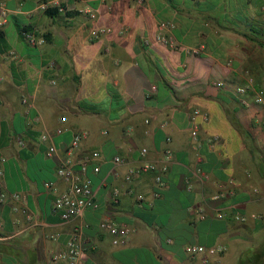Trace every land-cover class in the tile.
I'll return each mask as SVG.
<instances>
[{
  "label": "crops",
  "instance_id": "obj_1",
  "mask_svg": "<svg viewBox=\"0 0 264 264\" xmlns=\"http://www.w3.org/2000/svg\"><path fill=\"white\" fill-rule=\"evenodd\" d=\"M45 1L0 0V185L24 198L0 206V264H68L56 256L75 235L84 264H264V103H253L264 100V0H77L55 16ZM95 27L112 33L95 40ZM249 71L260 88L244 107L236 89ZM81 132L75 158L101 155L86 169L98 206L64 221L45 185L68 190L58 161ZM145 164L167 167L164 188L153 173L126 180ZM110 220L129 230L126 246L100 229Z\"/></svg>",
  "mask_w": 264,
  "mask_h": 264
},
{
  "label": "built area",
  "instance_id": "obj_2",
  "mask_svg": "<svg viewBox=\"0 0 264 264\" xmlns=\"http://www.w3.org/2000/svg\"><path fill=\"white\" fill-rule=\"evenodd\" d=\"M77 0H46L39 6V9L43 11H48L50 9H56L58 12H66L68 6L71 2ZM142 2L143 0H137ZM9 10L7 7L0 2V30H2L9 20ZM89 18L93 21L97 19V14L95 12H87ZM166 28L168 26H162ZM112 33L110 28L95 27L92 32V37L95 40L102 38L105 35ZM26 38L29 43L33 46L42 45L45 43L44 39H37L36 36L31 33H26ZM160 39L164 42L170 43L169 38L166 36H160ZM264 43V39H263ZM202 48L194 49L192 52L195 55H198L202 52ZM225 84L223 82L218 83V87H223ZM256 84L252 77L246 78V82L243 85H240L236 89V94L239 98L241 105L244 107H250L252 105V99L250 98L251 94L256 93ZM253 103L261 105L264 103L263 96L260 93L255 94L253 98ZM200 112L196 111L195 115H199ZM61 121H65L62 119ZM260 124L264 127V119L261 120ZM63 132L62 128L56 130V134H61ZM88 136L87 132H81L75 135L72 146L67 153L66 157H59L57 176L68 183V190L65 192H60L58 188L54 186L53 183H47L45 186L47 190H51L55 193V209L58 211L64 221L73 220L82 215V213L87 209H95L98 206L96 195L92 190L91 181L86 178V169L90 162L98 161L101 157L99 152H91L85 154L83 158L76 159V153L80 148L82 141ZM49 136L44 135L42 137L43 141H48ZM192 139L194 144L198 147L201 146L202 141L200 133L197 127L192 132ZM218 137H212L208 140L209 146L214 148L218 143ZM48 156L57 155V149L54 145L50 146L48 149ZM148 153L147 149H142L141 154L144 156ZM170 156V155H169ZM115 164H121L123 160L120 157H116L114 160ZM94 171L96 173L100 172V166H96ZM167 171V167L159 168L156 164H145L140 167L134 168L128 172L126 175V180L132 182L135 178L148 173H153L156 186L158 188H164L166 183L164 181V174ZM4 171L0 168V179L3 177ZM189 183V182H188ZM120 191L114 190V201L118 202ZM226 194H219L214 197V200H220L224 198ZM160 197V192H154V195L151 200L148 201L149 204H152ZM9 200L12 201H23L24 198L20 194H10L8 193L3 186L0 185V206L7 203ZM145 200L143 196L138 197V201L142 202ZM204 216V215H203ZM219 217H224V214L219 212ZM236 220L243 222L246 220L245 217L241 215L235 216ZM101 230L107 231L113 237V244L117 247L126 246L129 239V230L121 224H118L115 221H105L99 225ZM188 251L191 253H209L210 255L218 254L223 251V248H205L199 245H191L187 247ZM86 257L85 249L83 242L78 235H75L66 246V249L56 256L57 260H66L68 264H84Z\"/></svg>",
  "mask_w": 264,
  "mask_h": 264
},
{
  "label": "rangeland",
  "instance_id": "obj_3",
  "mask_svg": "<svg viewBox=\"0 0 264 264\" xmlns=\"http://www.w3.org/2000/svg\"><path fill=\"white\" fill-rule=\"evenodd\" d=\"M243 77H244V79L241 81L242 84H244L246 82V78L252 77L254 79V81H255L256 88H260V86L258 85V82H257V77H255V75L252 72H250V71L249 72H244L243 73Z\"/></svg>",
  "mask_w": 264,
  "mask_h": 264
},
{
  "label": "trees",
  "instance_id": "obj_4",
  "mask_svg": "<svg viewBox=\"0 0 264 264\" xmlns=\"http://www.w3.org/2000/svg\"><path fill=\"white\" fill-rule=\"evenodd\" d=\"M58 13V10H54V11H49V14L50 15H52V16H55L56 14ZM45 38H47V40H49V35L47 34L46 36H45ZM264 44V43H263Z\"/></svg>",
  "mask_w": 264,
  "mask_h": 264
}]
</instances>
